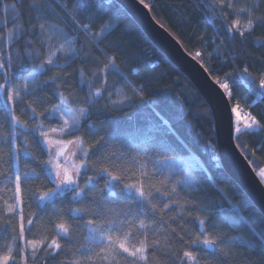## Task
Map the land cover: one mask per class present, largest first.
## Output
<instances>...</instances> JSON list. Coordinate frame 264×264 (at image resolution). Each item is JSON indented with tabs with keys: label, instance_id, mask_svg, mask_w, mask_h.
Returning <instances> with one entry per match:
<instances>
[{
	"label": "trees",
	"instance_id": "trees-1",
	"mask_svg": "<svg viewBox=\"0 0 264 264\" xmlns=\"http://www.w3.org/2000/svg\"><path fill=\"white\" fill-rule=\"evenodd\" d=\"M140 1L147 5L152 17L179 41L186 53L209 69L207 72L216 83L229 84V91L224 92L231 108L238 107L241 110V120L237 124L234 122L235 144L254 171L264 167V128L239 134V139L235 131L237 126L244 128L243 118L250 122L249 117H254L264 125V95H259L264 93V89L259 88V82L264 78V47L260 46L264 43V27L257 26L244 37L238 33L230 35L225 29L230 28L233 20L240 16L235 15V7L228 9L225 6L218 13L213 12L211 6L215 0ZM3 2L10 7L7 12L0 7V34L7 29H14L17 36L9 44L0 47V63L4 64L0 72L7 74L14 87H20L29 76V71L43 63L48 53L56 50V40L47 41L41 35L40 24H44L46 29L54 26L67 32L69 25L75 28L71 24V14L77 17L81 29L83 25H89L88 32H81L78 37L80 42L76 44L78 50L83 49L80 51L83 59L76 60L70 67L66 66L63 72L52 69L40 76L38 85L50 77L61 79L55 84L49 83L37 96L24 100L16 112L21 123L29 119L31 107L37 108V114L46 113L58 103L57 89L74 101L73 106L77 107H87L84 101L89 92L102 90L103 96L93 108H89L90 118L82 121L84 127L76 135L85 138L84 146L95 153L93 160L97 164L108 167L114 174L123 173L122 181L114 189L118 202L127 198V193L122 191L124 184L136 182L142 164L147 163L148 173L156 175L151 183L163 191L158 181L163 180L164 176L156 173V168L166 174L169 160L193 159L191 175L195 181L194 191L186 192L180 186L175 196L165 197L162 202H158L154 217L157 224L153 226L154 231L149 233V244L153 241H158V244L149 247L147 264H181L183 252L190 250L189 245L196 238L197 217L206 220V231L210 235L219 233L225 249L231 253L225 257L223 253L217 252L215 259L195 253L200 264H264V240L253 232L255 229L256 233H264V217L220 164L209 106L187 76L155 47L123 7L114 0H42L48 10L37 12L30 7L32 0ZM78 2L88 5L79 14L73 11L74 4ZM232 2L238 7H247L241 0ZM13 3L16 5L15 11L11 8ZM255 4L259 7L255 8L253 15L264 16V0H258ZM97 34L98 40L89 39ZM41 39H44L46 48L41 46ZM213 50L216 53H212ZM26 51L33 53L31 58L25 56ZM197 52L201 53L200 57H196ZM56 62L65 64L63 59H57ZM21 64L26 66L24 70H21ZM109 64L123 75H114L111 69L105 73L103 70ZM81 71L84 72L83 86L80 84ZM3 83L4 79L0 78V84ZM89 83L91 88L88 87ZM37 97L44 101L42 106ZM118 99L123 100V104H118ZM245 109L249 110L248 116L244 115ZM38 119L44 121L45 128L61 123L55 119L47 121L39 115ZM89 123L95 128L97 138L104 136L107 147L102 144L93 147V142L86 136ZM29 127H32L31 122ZM0 135H9L8 122L2 118ZM23 144H27L28 150L36 154L31 136H18L16 147L20 148ZM122 144L126 150L121 155ZM3 152L4 160H7V146H4ZM113 152L116 155H112ZM146 153L152 160L146 159ZM19 155L20 203L16 202L15 177L12 176V183L8 185L7 179L0 176V257L6 253L11 241L16 239L25 257H29L28 241L42 244L31 264H72L73 259L79 256L77 248L92 247L85 239L87 229L79 231L74 228L71 244L55 235L56 224L66 221L67 216L57 217L51 213L53 208L67 213V201L63 204L58 201L54 206H49L46 212H40L34 197L42 195L49 185L43 180L26 178L25 173L31 176V169L38 166L23 152ZM97 157L104 159L98 160ZM43 159L46 160L47 155ZM155 160L163 163L154 168ZM89 164L91 166L92 161ZM0 172H9L11 175L3 163H0ZM102 186L103 179L98 178L96 187ZM100 195L108 197L109 194L105 191ZM171 200L175 203L171 204L170 209L159 211L163 203ZM181 206L193 210L182 211ZM122 209L127 211L123 205H119L116 211ZM29 219L35 223L30 232H24L21 239V224L25 229L29 228ZM79 223L75 222L76 225ZM129 227L133 242L138 243L143 238V230L135 226H126V230ZM53 239L62 245L61 250H56L58 254L55 257L49 254L51 250L47 247ZM240 240L247 243L241 244ZM16 256L19 257L18 254ZM131 260V257L127 258L128 262ZM97 264L101 262L97 260ZM119 264H126L125 259L121 258ZM135 264H144V261H136Z\"/></svg>",
	"mask_w": 264,
	"mask_h": 264
},
{
	"label": "snow or ice",
	"instance_id": "snow-or-ice-1",
	"mask_svg": "<svg viewBox=\"0 0 264 264\" xmlns=\"http://www.w3.org/2000/svg\"><path fill=\"white\" fill-rule=\"evenodd\" d=\"M225 6L228 9L235 7V15L247 19V27L244 28L240 27L239 20H234L231 27L225 29L230 35L238 33L240 37H244L246 33L252 32L255 27H264V16L253 15L255 8L259 7V5L248 4L247 7H238L232 0H215L211 9L213 12L218 13ZM0 7L7 12L10 6L3 2V0H0ZM30 7L37 12H46L48 10L42 0H32ZM87 7V4L78 2L74 4L73 11L79 14ZM11 8L12 11L16 10L15 3L11 5ZM70 20L71 24L75 25V28L69 25V31L67 32L62 29L58 30L54 26H49L46 29L44 24L39 25L41 35L47 41L56 40V50L54 53H48V58L43 63L34 66L29 71V78L24 80L22 88H13L7 78V74L0 72V78L4 79V83L0 84V118L7 120L9 128L8 136L0 135V163L6 165L11 171V175H9V172H0V176L7 179L8 185L12 183V176L15 177L16 202L20 203L21 177L18 164L20 161L19 154L23 152L25 157L31 158L33 163L38 166L31 169V176L25 173V177L32 180H43L49 185L47 191H44L38 197H34L39 211L46 212L49 206H54L58 201L62 204L65 200L67 201V213L55 208H53V212L51 213V215L57 217L67 216L66 221L56 224L55 235L62 238L65 243L71 244L74 228H78L79 231L87 229L85 239L92 245V247L84 249L77 248L79 256L73 259L72 264H97V260L101 264H119L121 258L125 259L126 264H135L136 261H144V264H147L149 247H155L158 244V241H153L151 245L149 244V233L154 231L153 226L157 224L154 217L158 211V202H162L165 197L175 196L177 190L175 186L168 187L172 184L171 179L161 169L156 168V165L162 164L163 161L155 160L153 161V167L156 168V173L164 176L163 180L158 181L163 186V191L151 183L153 179H156V175L148 173L146 170L147 163H145L140 166V175L136 182L124 184L122 191L127 193V198L123 201H117L114 189L122 181L123 173L120 175L114 174L108 167H102L97 164L93 160L95 153L84 146L85 138L76 135L84 127L82 121H87L90 118L89 108H93L99 102V98L103 96L102 90L97 89L94 93L89 92L84 101L87 107L74 108V101H70L68 97L64 96L57 89L56 98L59 102L55 103L51 109L46 110V113L41 112L37 114V108L31 107L29 119L24 123H21V119L16 115L25 99L37 96V93L43 91L49 83L55 84L61 79L60 77H50L49 80L42 81L38 85L37 81L41 75L46 74L52 69H58L63 72L66 70V66L70 67L76 60L83 59L80 56V51L83 49L78 50L76 44L80 42L78 37L81 32L85 34L88 32L89 25L85 24L83 25V29H81L79 20L71 14ZM89 39L98 40L99 34L94 38L89 37ZM41 46L47 47L44 39H41ZM260 46L264 47V43H261ZM24 54L28 58H31L33 55L30 51H26ZM36 55L39 56V52ZM200 56L201 53L197 52L196 57ZM57 59H63L65 64L61 65L57 63ZM8 63L10 65V60ZM3 67L4 64L0 63V69ZM25 67L24 64L20 65L21 70H24ZM201 67L204 68L205 72L209 71L204 65H201ZM109 69L112 70L114 75H123L111 64L106 65L103 71L107 73ZM80 77V84L83 86L85 83L83 71L80 72ZM29 80L31 83H29ZM88 87L91 88V83L88 84ZM220 88L228 92L229 84L222 82L220 83ZM259 88L264 89V78L260 80ZM259 95H264V93H260ZM5 97H7L6 100ZM37 100L42 106L44 101L40 100L39 97H37ZM9 105H12V107H9ZM231 111L237 113L238 109L234 107ZM38 115L44 116L47 121L55 119L58 122L62 121V123L46 131L44 121L39 120ZM239 119L238 114L237 122H239ZM249 120L250 122H245L243 129L239 126L235 128L237 139H239V134H246L256 129L264 128V125L258 123L254 117H249ZM30 122L32 127H29ZM229 126L231 128L230 117ZM18 136L32 137L33 147L36 150L35 155L28 150L27 144H23L20 148L16 147ZM86 136L93 142V147L101 144L103 147L108 146V142L104 136L101 135L97 138L96 130L90 123L86 129ZM68 137H74V139H68ZM70 145H74L75 150L69 151ZM4 146L8 147L7 160H4ZM158 146L162 147V145ZM125 150V146L122 144L120 147L121 155ZM45 155L48 157L46 160L43 159ZM112 155H116V153L113 152ZM76 159H79L80 162L76 163ZM96 159L102 160L104 158L97 157ZM146 159L152 160V157L147 156L146 153ZM90 161H92L91 166L89 164ZM25 164H27V161H25ZM185 176H187V173H185ZM260 176L264 180V171L260 173ZM98 178L103 179V186L100 188L96 187ZM182 186L186 192L194 191V185L190 178L182 182ZM105 191L109 194L108 197L100 195V193H104ZM157 193L159 195H156ZM172 203H175V201L171 200L169 203H163V208L159 209V211L163 212L170 209ZM72 205H76V207H72ZM81 205L84 207H80ZM119 205H123L127 208V211L122 209L117 212L116 208ZM181 209L188 212L193 210L192 208L185 209L182 206ZM33 215L37 216L36 213ZM196 219L198 221V227L196 228L197 235L189 245L190 250L183 252L181 264H200V259L195 253H201L212 259L216 258L215 254L217 252L223 253L225 257L231 255L230 251L225 249L223 238L219 233L216 232L210 235L206 231V220L199 217ZM76 221L80 222L79 225L75 224ZM34 223L33 219H29L28 225L30 227L27 229L21 224V239H23L25 231H31V226ZM126 226H135L143 230V238L138 243H134L133 233L130 227L129 230H126ZM253 232L264 240V233H256L255 229H253ZM200 237H203V239ZM179 239L183 240V237ZM27 243L32 246L34 252L40 250L37 242L28 241ZM240 243L246 244L247 242L240 240ZM47 247L51 250L49 254L53 257L58 254L56 250L62 249V245L56 239H53ZM248 247L251 248L250 245ZM97 248H99L98 252L96 251ZM128 257L132 258L131 262L127 261ZM10 259L12 257L8 255L0 257V264H9Z\"/></svg>",
	"mask_w": 264,
	"mask_h": 264
},
{
	"label": "water",
	"instance_id": "water-1",
	"mask_svg": "<svg viewBox=\"0 0 264 264\" xmlns=\"http://www.w3.org/2000/svg\"><path fill=\"white\" fill-rule=\"evenodd\" d=\"M114 1L123 7L155 47L187 76L207 103L213 116L220 164L264 217V185L235 144L232 108L224 90L195 58L186 53L179 41L152 17L148 7L140 0Z\"/></svg>",
	"mask_w": 264,
	"mask_h": 264
},
{
	"label": "rangeland",
	"instance_id": "rangeland-1",
	"mask_svg": "<svg viewBox=\"0 0 264 264\" xmlns=\"http://www.w3.org/2000/svg\"><path fill=\"white\" fill-rule=\"evenodd\" d=\"M258 0H241L242 3H246L247 6L248 4H255L257 3ZM235 20H239L240 21V27L244 28L247 27V19H244L242 17L236 18ZM234 22V20H233ZM17 36V31L14 29H7L5 31V33L0 34V47L7 45L11 42V40ZM212 53H216L215 50L212 51ZM28 77H26L25 79H28ZM24 79V80H25ZM23 80V81H24ZM30 82V80H29ZM24 82H22V84L20 85V87H23ZM13 88H15L14 86H12ZM120 93L118 92V95ZM7 99V97H5V100ZM118 104H123V100L118 99ZM10 107V106H9ZM74 108H81V107H77V106H73ZM238 109L237 113H233L234 116V122H236L237 124V115L239 114L240 120H241V110L240 108L236 107ZM236 120V121H235ZM239 120V121H240ZM248 119L243 118V123L247 122ZM62 123V121H60ZM57 127V126H55ZM53 128V127H52ZM51 128H45V130H50ZM72 139V138H70ZM75 150V146L74 145H70L69 146V151H73ZM48 159V157H47ZM76 163H79V159L75 160ZM194 166V162L192 158H177V159H173V160H169L168 161V169L166 171V174L169 179H171L172 184H170L168 187L171 188L173 186L177 188H179L180 186L183 188L182 186V182H184L187 179H191V181L193 182V185L195 187V181L191 175V168H193ZM264 171V167L257 169L255 172L258 176V178L260 179V181L262 182V184L264 185V180L261 179L260 173ZM185 173H187V176H185ZM177 182H181V183H177ZM37 246L40 248L42 246L41 243H37ZM27 251H28V255L29 257H25V253L23 252V250L20 249L19 245L17 244V240L13 239L11 241V243L8 246V249L6 251V253L3 255H8L11 256L12 259L9 260V264H31V261H33L36 258L37 255V251H33V248L31 245H29L27 243ZM16 254H18L19 257L16 256ZM2 256V257H3Z\"/></svg>",
	"mask_w": 264,
	"mask_h": 264
},
{
	"label": "built area",
	"instance_id": "built-area-1",
	"mask_svg": "<svg viewBox=\"0 0 264 264\" xmlns=\"http://www.w3.org/2000/svg\"><path fill=\"white\" fill-rule=\"evenodd\" d=\"M247 113H249V111H248V110H245V111H244V114L246 115Z\"/></svg>",
	"mask_w": 264,
	"mask_h": 264
},
{
	"label": "bare ground",
	"instance_id": "bare-ground-1",
	"mask_svg": "<svg viewBox=\"0 0 264 264\" xmlns=\"http://www.w3.org/2000/svg\"><path fill=\"white\" fill-rule=\"evenodd\" d=\"M245 110H248V109H245ZM249 111V110H248ZM232 114H233V112H232ZM249 115V113H247L245 116H248Z\"/></svg>",
	"mask_w": 264,
	"mask_h": 264
}]
</instances>
